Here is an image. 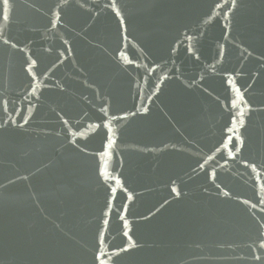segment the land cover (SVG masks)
I'll use <instances>...</instances> for the list:
<instances>
[{
    "label": "water",
    "instance_id": "water-1",
    "mask_svg": "<svg viewBox=\"0 0 264 264\" xmlns=\"http://www.w3.org/2000/svg\"><path fill=\"white\" fill-rule=\"evenodd\" d=\"M0 264H264V0H0Z\"/></svg>",
    "mask_w": 264,
    "mask_h": 264
}]
</instances>
